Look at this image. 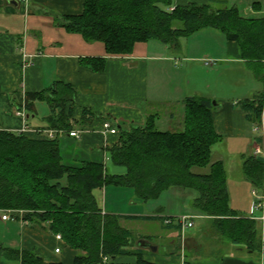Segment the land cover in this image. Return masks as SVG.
I'll return each instance as SVG.
<instances>
[{
  "label": "crops",
  "instance_id": "1",
  "mask_svg": "<svg viewBox=\"0 0 264 264\" xmlns=\"http://www.w3.org/2000/svg\"><path fill=\"white\" fill-rule=\"evenodd\" d=\"M84 3L85 0H0V130L22 133L37 140L48 139L50 131L57 132L65 165L80 167L93 162L103 164L109 170V165L115 166L111 162L109 150L119 143L122 130L143 126L157 107L170 104H178L183 108L181 121L175 125L183 130V101L187 97L203 95L198 88L191 91L192 95L190 92L184 95L182 87L187 79L181 77L182 73L174 71L180 66L174 60L176 55L184 56L188 62L194 59L188 49L192 38L181 39L177 49H171L158 41H149L137 43L130 55H109L103 43L87 42L82 35L71 33L57 24V16L82 14ZM174 3V7L190 3L210 4L215 10L235 7L245 18H264L261 0H175ZM203 37L198 36L193 41L204 47L208 43ZM216 39L214 43L220 50L213 53L216 64L234 65L233 68L242 71L240 80L243 83L244 78L257 80L252 72H248L238 44L228 41L225 35L224 38L219 36ZM207 41L213 43V38ZM204 56L202 60L209 63L205 66L214 65V60H209L212 58L208 54ZM93 58L106 60L103 72L94 71L85 62ZM167 62H173L172 77ZM244 70L248 73L244 74ZM57 81L75 87V102H67L53 113L47 102L36 101L34 114L26 112V118L16 114L18 106L25 109L27 94L42 92ZM171 83L175 88L171 90L172 94H167ZM247 83L248 87L244 91L249 90L240 91L242 95L229 99L226 94H222L215 100L214 126L222 140L213 146V161H222L225 165L231 208L259 222V238L263 242L264 184L263 188L258 189L246 178L243 156H259L256 154L257 148L264 151V130L246 118L241 102L253 99L264 90V86L259 89L257 85L245 81V85ZM163 88H166L165 92ZM62 110L64 116L69 118V129L60 128L54 122ZM85 111L89 113L85 114ZM52 115L54 119L49 118ZM168 118L170 121L160 118L157 126L163 123L171 128L176 117L170 114ZM105 123H109L117 133L106 132ZM259 129H262V134L258 133ZM59 131L63 133L58 134ZM72 131H78L80 137H71L69 134ZM261 137L262 144L258 141ZM112 171L121 173L122 170L112 168ZM172 190L175 191L172 192L173 196L179 201L188 195L185 189ZM96 191L106 196L103 206L99 203L103 212L122 216L121 225L129 230H132L129 223H145L147 220L144 217H195L192 229L196 231L193 232L168 228L162 219L157 232L133 234L135 247L141 240L157 247L154 252L138 246L146 252L145 261L152 264H264L261 253H251L244 246L224 242L212 226V219L193 208L196 196L187 205L193 208V212L182 210L167 213L169 205L164 202V206H158L156 213H147L131 188L104 187L95 190L94 194ZM119 191H123L124 197L121 199L125 207L136 210L125 213L120 207L108 204L109 192L115 198V195H120ZM258 203L263 208L253 210ZM5 211L0 210V244L3 247L30 251L48 262L74 264L77 252L68 247L65 241L59 240L57 235L39 222L24 220L20 213H11L10 219L4 221L2 217ZM56 249H60V252L56 253ZM135 261L133 257L119 259L120 263ZM0 264H21V261L0 258Z\"/></svg>",
  "mask_w": 264,
  "mask_h": 264
},
{
  "label": "trees",
  "instance_id": "2",
  "mask_svg": "<svg viewBox=\"0 0 264 264\" xmlns=\"http://www.w3.org/2000/svg\"><path fill=\"white\" fill-rule=\"evenodd\" d=\"M174 2L85 0L82 14L57 16L56 21L87 42L103 43L109 55H130L137 43L149 41L177 49L181 39L215 29L238 44L247 69L264 84V18H245L235 7L215 10L210 4L196 3L174 7ZM178 23L182 27H176ZM85 62L97 72L106 68L103 58ZM76 96L74 86L57 81L42 92L27 94L25 110L34 114L35 102L45 101L55 113L65 103L75 102ZM183 104V130L161 131L158 114H150L143 126L121 131L120 141L109 155L113 165L125 169L123 174H111L105 165L93 162L80 167L65 165L57 138L37 140L0 130V210L23 212L24 220L37 221L51 233L61 235L77 252L74 264H152L144 260L146 252L135 247L133 232L122 227L123 217L104 213L94 191L131 188L138 200L148 203L175 188L192 190L198 193L193 208L212 219V226L224 242L264 256L259 222L231 208L225 165L213 161V146L222 140L214 126L215 102L191 96ZM241 109L250 122L260 124L264 90L242 101ZM53 115L49 118L54 119ZM68 120L62 110L54 122L69 129ZM258 141L262 144L263 138ZM243 157L246 178L256 188H263L264 155ZM167 218L173 217L143 219H163L166 227L183 231L178 224L166 225ZM122 257L136 261L120 263ZM0 258L21 264H60L1 244ZM104 258L108 263L103 262Z\"/></svg>",
  "mask_w": 264,
  "mask_h": 264
},
{
  "label": "rangeland",
  "instance_id": "3",
  "mask_svg": "<svg viewBox=\"0 0 264 264\" xmlns=\"http://www.w3.org/2000/svg\"><path fill=\"white\" fill-rule=\"evenodd\" d=\"M262 3L264 4V0H261ZM178 27H182L181 23L177 24ZM213 32V33H210ZM198 36H204L203 38L206 39L205 42L208 44H205L204 47L201 45L198 46L196 45L197 41H193L195 40V38H198ZM219 36H221L222 38H224V34L221 33L218 30L215 29H206L205 31H203L202 33H199V35H195L194 37H190L192 39L189 40V45H188V49L190 51V55H192L194 57V59L191 62H188L187 60H185L183 57L184 56H180V55H176V59H174L175 61H177V63L180 65L178 70H174L175 72H180L182 73L181 77H185L186 83L183 85L184 87H182V90L184 92V95H189L186 93L190 92V95H192L191 91H193V89L198 88L200 89V91L202 92L203 97H209L213 100V102H215V100H217L219 97L222 96V94H226L227 97L229 99H232L233 97H236V95H242L243 92H247L248 90L244 91L245 88L248 87V83L247 85H245V81L250 82L251 84L257 85V88L259 89H263V83L254 80L252 78L250 79H243L244 83L240 80L242 78L241 74L242 71H237L235 68H233L234 65H227L225 63H218L216 64V59L213 58V53L216 52L218 53L220 50H217L218 46L215 45L214 40H217L216 38ZM209 38H213V43L212 42H208L207 39ZM187 39L188 38H184ZM217 42V41H216ZM204 50V51H203ZM204 52V53H203ZM203 53V54H202ZM205 53L208 54L209 60H214L213 64L211 67L209 66H205V62L202 60L205 56ZM173 62H167L168 71H170V77H172V74L174 73V71H172L173 67L171 66ZM232 66V67H231ZM235 69V70H234ZM248 70V69H247ZM244 70L243 73H250L251 71L248 70ZM174 85V84H173ZM172 85V83L170 84V87L168 88V91L166 92L167 94H172V91L175 87ZM164 92L166 90V88L162 89ZM240 93V91H242ZM156 93V92H155ZM184 105V104H183ZM184 112L183 108H181L178 104H170V105H162L161 107H157V109H155L153 114H158V120H160V118H165L166 120H169V116L170 114H173V116H175V122H173V125L168 126V125H163V123H160L158 125V129L161 131H179L180 129H178L175 125L177 123H179L181 121V116L182 113ZM157 120V121H158ZM170 121V120H169ZM257 127L259 128H264V124H263V117H262V122L259 124L258 122L256 123ZM262 129L258 130V133L262 134ZM112 168H120L122 171L121 173H117L112 171ZM108 171L111 174H123L125 173V169L123 167H118V166H108ZM123 172V173H122ZM120 195L116 196L115 198L113 197V194H111L109 192L108 196H107V201L108 204H113V206L116 207H120V209L122 211H126L125 213H128L127 211H134L136 209H132L131 207H125V205L122 203L124 195H123V191H119ZM175 191H169L164 193L160 199L158 200H154V201H150L148 203H143L141 206H145L144 207V211H146L147 213H156V209L158 208V206L163 205L164 206V202L168 203V208L169 209L167 213H173V211H175L174 213L180 212L182 210L184 211H188V212H193V208L192 207H188L187 205H190L193 200H191L193 198V196L197 197L198 193L192 190H187L186 192H188L185 198L180 199L181 201L177 200L174 196L173 193ZM191 194V195H190ZM95 196L98 198L99 203L101 206H103V203L106 201V196H104L103 193H100L99 191L95 192ZM124 205V206H123ZM185 206H187L185 208ZM172 211V212H170ZM129 225L131 226V231L133 232L134 235H139V232L142 233H155L158 231L157 228H159L158 226H160V220H149V221H145L144 222H135V223H129ZM191 232L196 231V229H191ZM208 233V232H207ZM136 237V236H135Z\"/></svg>",
  "mask_w": 264,
  "mask_h": 264
},
{
  "label": "built area",
  "instance_id": "4",
  "mask_svg": "<svg viewBox=\"0 0 264 264\" xmlns=\"http://www.w3.org/2000/svg\"><path fill=\"white\" fill-rule=\"evenodd\" d=\"M177 64H178V63H177ZM205 64H206V65H209L208 62H205ZM16 114H17L18 116H20V117L26 118V110H25L24 108H23V109H18V110L16 111ZM263 124H264V114H263ZM104 129H105L106 132H109V133H111V134H116V133H117L116 130H114V129L111 128V126H110L109 123H105V124H104ZM263 130H264V128H263ZM263 132H264V131H263ZM59 133L61 134V133H63V132H60V131H59L58 134H59ZM69 135H70L71 137H75V138H79V137H80V134H79L78 131H72V132H70ZM56 138H58V137H57V132L50 131V132L48 133V139H56ZM256 154H257V155H264V151L261 150L260 148H257V149H256ZM259 198H261V197H259ZM258 208H263L262 205H261V203H258V204L253 208V210H256V209H258ZM11 213H20V214H22L23 212H15V211L7 210V211H5V214H4V216L2 217V219H3L4 221L10 219V214H11ZM194 219H195V217L190 216V215H181V216H177V217H173V218H167V219L164 220V223H165L166 225L178 224L179 226H181L182 230L185 231V230H188V229H191V228L194 227ZM263 220H264V218H263ZM57 238H58L59 240H61V241H64L61 235H57ZM59 252H60V249H56V253H59ZM103 262H104V263H108V258H104V259H103Z\"/></svg>",
  "mask_w": 264,
  "mask_h": 264
},
{
  "label": "water",
  "instance_id": "5",
  "mask_svg": "<svg viewBox=\"0 0 264 264\" xmlns=\"http://www.w3.org/2000/svg\"><path fill=\"white\" fill-rule=\"evenodd\" d=\"M138 246H140L142 248H149L151 251H154V252L157 251V247L153 246L152 244L148 243L145 240H141L139 242V245Z\"/></svg>",
  "mask_w": 264,
  "mask_h": 264
}]
</instances>
